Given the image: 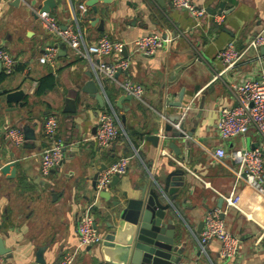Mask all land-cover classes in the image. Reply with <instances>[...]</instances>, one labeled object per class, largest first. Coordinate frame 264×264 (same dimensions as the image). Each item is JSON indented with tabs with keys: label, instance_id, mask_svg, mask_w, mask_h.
<instances>
[{
	"label": "crops",
	"instance_id": "obj_1",
	"mask_svg": "<svg viewBox=\"0 0 264 264\" xmlns=\"http://www.w3.org/2000/svg\"><path fill=\"white\" fill-rule=\"evenodd\" d=\"M87 1L56 0L57 6L51 11L61 26L80 31L86 46L94 45L103 34L130 41L158 33L172 40L153 55L133 54L127 71L118 74L114 82L104 83L106 98L102 96L101 106L80 91L89 79L86 72L93 75L88 61L69 46L65 45V55L57 54L55 69L38 61L47 47L59 44L40 23L37 5L41 0H0V48L16 60L13 72L0 82V167L13 163L7 173L0 172V240L9 249L3 254V264H54L76 246L77 220L87 205L93 203L96 228L103 236L106 223L111 222L108 209L112 201L138 197L147 178L162 183L174 169L181 170L179 188L171 195L175 224L180 229L176 241L185 243L181 261L264 264V197L236 179L238 164L231 156L234 150L258 146L261 138L249 129L243 135L221 139L216 130L219 109L234 105L230 84L258 79L264 70V65L253 59L256 54L252 50L229 68L219 61L218 51L227 42L242 51L247 41L264 28V0H192L207 10L199 21L186 10L173 7L171 0H95L94 6L98 10L107 7L109 14H94ZM218 13L222 14L219 23L214 19ZM90 16L96 21H90ZM259 53L264 56L260 49ZM0 72H4L2 66ZM49 72L55 77L54 88L35 95L33 81ZM125 75L143 86V95L140 99H123L118 107V98L127 96L118 87ZM3 90L22 91L21 105L7 101ZM181 90V107L169 105L179 100ZM72 103L75 111H67ZM108 103L125 135L99 147L93 135L97 117L107 110ZM181 112L186 129L196 121L189 160L177 157L168 146L173 143L183 150L178 138L167 137L166 145L160 148L147 138L161 132L167 116ZM51 113L58 119L63 158L58 167L43 175L40 153L47 147L43 123ZM121 115L125 116L123 122ZM24 125L32 129L35 139L16 146L6 138V130H22ZM219 146L225 149L223 162L213 156ZM129 152L127 172L105 190L110 197L102 191L96 194L94 174ZM230 194L238 208L229 206L222 217L227 230L238 236L240 243L237 255L225 260L219 255L217 240L211 239L202 250L197 237L205 214L213 208L224 209V197ZM100 248L101 242L85 248L73 264H89ZM39 249L41 261L37 258Z\"/></svg>",
	"mask_w": 264,
	"mask_h": 264
},
{
	"label": "built area",
	"instance_id": "obj_2",
	"mask_svg": "<svg viewBox=\"0 0 264 264\" xmlns=\"http://www.w3.org/2000/svg\"><path fill=\"white\" fill-rule=\"evenodd\" d=\"M171 4L175 8L186 10L196 21L207 15L205 7L196 5L192 0H171ZM38 18L45 30L54 37L55 42L64 43L73 49L77 56L88 61L93 79L98 83L101 89L100 93L105 98L104 83L114 82L118 72L119 74L126 72L133 54L153 55L172 40L167 35L158 33H147L130 41L111 38L107 34H103L94 45L86 46L80 31L74 32L64 28L51 12L42 11L38 13ZM221 18V13L214 15L217 23ZM262 46H264V28L247 41L242 51L237 50L233 42H227L218 51L217 57L224 68H229L238 63L246 51L252 50L256 54L253 59L259 65H264V58H262L264 56L259 53ZM124 47L126 48V56L122 53ZM94 57L97 58V62L94 61ZM108 57L110 60L105 59ZM38 61L55 69L57 45L47 47L38 56ZM15 62L16 60L11 54L0 48V63L4 73H12ZM34 85H36L35 81H33ZM118 87L125 94L136 99H140L143 95V86L128 78L127 75L118 82ZM230 90L234 105L219 109L216 130L221 139L243 135L249 129H254L259 135L261 143L258 146L234 150L231 156L238 164V169L235 171L236 179L252 186L257 193L264 197V70L261 71L258 79H243L230 84ZM175 126L178 127V123ZM57 129L58 119L56 115L54 113L48 114L43 123L47 147L40 153V172L43 175L58 167L63 158L64 142L57 135ZM120 135H125V132L121 127L118 115L108 103L107 110L100 112L97 117L93 139L99 147H104ZM5 136L16 146L21 145L24 141L23 132L20 128H8ZM225 155V149L221 146L213 152L214 158L219 162H223L222 159ZM129 161L130 157L124 155L99 170L94 183L96 194L109 188L113 176L124 175L127 172ZM231 197V194L224 197L226 202L224 209L213 208L205 214L203 228L197 237L199 247L202 250L208 241L217 240L219 242V255L225 260L237 255L240 243L238 236L227 230L222 217L229 206L238 208ZM92 207L93 203L87 205L77 220L78 239L76 246L64 252L54 264H73L81 251L101 242L102 236L97 231ZM3 260V254L0 253V264H3ZM177 264L194 263L180 261Z\"/></svg>",
	"mask_w": 264,
	"mask_h": 264
},
{
	"label": "water",
	"instance_id": "obj_3",
	"mask_svg": "<svg viewBox=\"0 0 264 264\" xmlns=\"http://www.w3.org/2000/svg\"><path fill=\"white\" fill-rule=\"evenodd\" d=\"M95 3V0H88L86 3L87 6H92L91 10L94 14L97 11L101 14H109L107 7L98 10L94 6ZM56 6V0H41L37 8L39 13L42 11L51 12L55 10ZM84 14H87V11ZM88 18L90 21H96L95 16ZM102 24L103 21H100L101 26ZM65 51V44L59 43L57 45V54L63 56L65 55ZM260 51L264 53V47H261ZM122 53L126 56L125 47ZM86 74L89 76V79L82 83L80 91L93 97L99 105L103 106L104 101L99 90V85L92 78L89 71ZM118 74L119 72L116 76ZM3 93H5L7 101H18L21 105L22 91L7 92L3 90ZM182 95L183 90L179 94L178 101L168 104L181 107ZM130 98V95L120 96L116 101L117 106L120 107V101L123 99ZM163 107H165V104ZM67 111H75L73 103L71 107L67 108ZM124 119L125 116L121 115L122 122ZM167 120L168 122L161 124V132L158 135H150L147 138L157 148L166 145L167 137L178 138L183 150L173 143H169L168 146L177 157L189 160V154L195 145L192 136L195 131L196 121L193 120V127L191 129H186L183 112L169 115L167 116ZM176 121L179 122L178 127H173L172 124ZM22 132L24 140L35 139V135L28 125L23 126ZM168 132H171V134L168 135ZM131 155L132 153L129 152L128 156ZM12 164L7 162L1 165L0 172L7 173ZM103 168L105 166L101 169ZM97 172L93 176V187ZM179 173H181L180 169L169 171L162 183H158L153 177L151 179L149 177L146 184L140 189L138 197L127 198L124 202L119 199L111 202L112 206L108 209L111 222L106 223L107 230L102 236L99 255L93 256L89 264H177L181 261L185 243L176 241L180 234V229L175 224V214L173 213L171 202V195L179 188L177 184ZM117 180L118 177L113 176L111 185H114ZM101 193H106L107 198L110 197L107 191H102ZM40 251L41 249L38 250L37 258L41 261ZM8 252L9 249L5 248L0 240V253L5 254Z\"/></svg>",
	"mask_w": 264,
	"mask_h": 264
},
{
	"label": "trees",
	"instance_id": "obj_4",
	"mask_svg": "<svg viewBox=\"0 0 264 264\" xmlns=\"http://www.w3.org/2000/svg\"><path fill=\"white\" fill-rule=\"evenodd\" d=\"M6 73L0 72V82L5 78ZM55 86V77L52 72L40 77L36 82L34 90L35 95H41L44 92L53 89Z\"/></svg>",
	"mask_w": 264,
	"mask_h": 264
}]
</instances>
